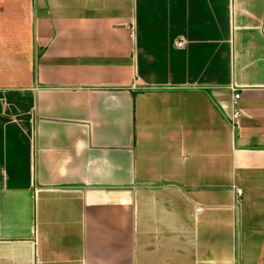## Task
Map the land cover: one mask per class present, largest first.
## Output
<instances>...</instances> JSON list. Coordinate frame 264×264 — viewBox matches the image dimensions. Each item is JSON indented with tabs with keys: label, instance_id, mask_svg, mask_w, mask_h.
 <instances>
[{
	"label": "crops",
	"instance_id": "1",
	"mask_svg": "<svg viewBox=\"0 0 264 264\" xmlns=\"http://www.w3.org/2000/svg\"><path fill=\"white\" fill-rule=\"evenodd\" d=\"M0 264H264V0H0Z\"/></svg>",
	"mask_w": 264,
	"mask_h": 264
},
{
	"label": "built area",
	"instance_id": "2",
	"mask_svg": "<svg viewBox=\"0 0 264 264\" xmlns=\"http://www.w3.org/2000/svg\"><path fill=\"white\" fill-rule=\"evenodd\" d=\"M183 42H178V45H182ZM238 99H239V94L238 92H234L233 94V104H234V110L232 113V121L236 120L237 117L239 116V109H238ZM242 196V191L240 189L236 190V204H239V198Z\"/></svg>",
	"mask_w": 264,
	"mask_h": 264
}]
</instances>
